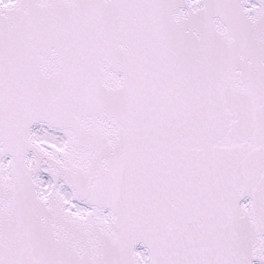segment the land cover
<instances>
[{"label": "snow or ice", "instance_id": "1", "mask_svg": "<svg viewBox=\"0 0 264 264\" xmlns=\"http://www.w3.org/2000/svg\"><path fill=\"white\" fill-rule=\"evenodd\" d=\"M0 264H264V0H0Z\"/></svg>", "mask_w": 264, "mask_h": 264}]
</instances>
